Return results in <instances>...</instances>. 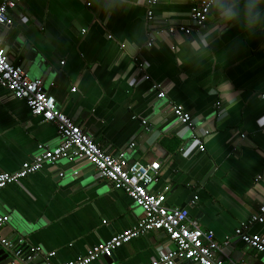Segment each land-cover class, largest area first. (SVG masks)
Masks as SVG:
<instances>
[{
	"label": "crops",
	"instance_id": "0c3cea01",
	"mask_svg": "<svg viewBox=\"0 0 264 264\" xmlns=\"http://www.w3.org/2000/svg\"><path fill=\"white\" fill-rule=\"evenodd\" d=\"M87 4L17 0L0 50L102 150L128 163L160 162L149 191L168 188L167 208L187 210L191 226L229 241L215 259L264 264L234 236L264 203V0H216L207 28L189 36L167 32L190 25L189 0H159L149 25L146 0ZM173 106L190 114L194 133L175 121ZM58 144L54 124L0 88V173ZM0 214L9 218L0 234L38 250L35 264L49 253L50 264L82 258L142 217L124 191L76 158L1 189ZM249 232L264 236V224ZM164 247L174 248L166 235L149 233L91 264H150Z\"/></svg>",
	"mask_w": 264,
	"mask_h": 264
},
{
	"label": "built area",
	"instance_id": "2783aa9c",
	"mask_svg": "<svg viewBox=\"0 0 264 264\" xmlns=\"http://www.w3.org/2000/svg\"><path fill=\"white\" fill-rule=\"evenodd\" d=\"M87 2L89 6V0ZM158 2L159 0H146V24L148 25L155 19L154 8ZM189 2L191 4L188 14L190 25L170 27L167 30L170 35L178 33L189 36L195 29L203 31L207 28L210 10L216 0H189ZM16 4L17 0H0V29L11 26L10 16ZM147 47H151V42L147 44ZM140 70H143L142 64ZM143 80L148 81L149 77L144 76ZM0 88L5 90L11 99L23 101L33 117L40 118L42 122L54 124L59 140L58 146L42 150L31 162L23 163L17 171L0 173V190L38 173L45 165H55L61 159H84L113 189L124 191L134 205L142 211V217L134 227L91 248L82 258L65 264H91L101 258H110L114 251L131 240L149 233L160 232L167 236L174 248H162L150 264H175L179 260L191 261L194 264H231L214 257L216 252H222L228 247V240L220 244L212 231L191 226L187 210L167 208L165 202L168 188L157 194L149 191L150 186L155 184L161 175L160 162L129 164L123 154L107 153L102 150L80 126L56 110L54 99L45 92L41 81L30 79L25 70L10 63L1 50ZM158 97L165 99V94L161 92ZM171 110L176 122L195 132L189 113L175 106ZM196 142L199 151L203 152L204 147L200 139L197 138ZM133 147L134 144L130 146V148ZM8 221V216L0 214V227ZM256 224H264V203L260 206L258 213L252 215L235 230L234 236L248 249L264 255V236L249 232V229ZM0 245L11 252L14 264H35L34 258L39 254L38 250L28 248L21 238L8 240L0 234ZM53 257L54 253L46 254L43 264H50Z\"/></svg>",
	"mask_w": 264,
	"mask_h": 264
},
{
	"label": "water",
	"instance_id": "95a60500",
	"mask_svg": "<svg viewBox=\"0 0 264 264\" xmlns=\"http://www.w3.org/2000/svg\"><path fill=\"white\" fill-rule=\"evenodd\" d=\"M131 164V163H129ZM16 228H19V226H16V227H13V231H14V235H17L18 231H16ZM18 238H20V236L17 235ZM17 238V239H18ZM22 239V238H21ZM8 240H12V239H8ZM113 255H111L110 258H105V259H112L113 258ZM0 264H14V258L11 254V252L0 245ZM175 264H194L192 263L191 261H176Z\"/></svg>",
	"mask_w": 264,
	"mask_h": 264
}]
</instances>
